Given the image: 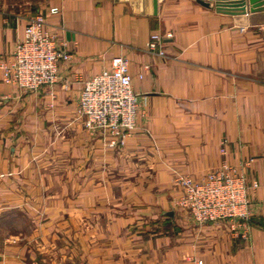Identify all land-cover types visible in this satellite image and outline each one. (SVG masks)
I'll use <instances>...</instances> for the list:
<instances>
[{
  "label": "crops",
  "instance_id": "1",
  "mask_svg": "<svg viewBox=\"0 0 264 264\" xmlns=\"http://www.w3.org/2000/svg\"><path fill=\"white\" fill-rule=\"evenodd\" d=\"M37 13L71 57L53 97L0 68V264H264V22L196 0H158L156 13L152 0H0V62ZM118 54L138 104L122 138L76 110ZM223 163L245 176L247 227L171 202L179 174L201 180Z\"/></svg>",
  "mask_w": 264,
  "mask_h": 264
},
{
  "label": "built area",
  "instance_id": "2",
  "mask_svg": "<svg viewBox=\"0 0 264 264\" xmlns=\"http://www.w3.org/2000/svg\"><path fill=\"white\" fill-rule=\"evenodd\" d=\"M57 12V6L49 8L50 14ZM160 41L159 33H153L149 48H158ZM11 56L0 62L6 82L27 90L48 87L53 97L59 63L69 59L71 53L59 42L47 16L37 13L27 19ZM137 105L129 58L118 54L112 58L110 67L84 81L76 110L83 117L87 129L122 138L135 128ZM177 179L181 188L171 202L187 209L196 221L232 220L233 228L239 225L247 227L250 223L248 186L244 174L233 165L223 163L201 180L188 173L179 174ZM253 186H258V182L254 181ZM196 264H204L203 258H199Z\"/></svg>",
  "mask_w": 264,
  "mask_h": 264
},
{
  "label": "water",
  "instance_id": "3",
  "mask_svg": "<svg viewBox=\"0 0 264 264\" xmlns=\"http://www.w3.org/2000/svg\"><path fill=\"white\" fill-rule=\"evenodd\" d=\"M199 3H201L204 6L207 7H214L216 11L222 12V13H230L235 16H245L246 18H249L250 23H260L264 22V13L262 9L259 6L264 4V1L261 0H248L250 4V13H247L246 9V0H214V5H211L210 0H196ZM157 5L158 0H152V7H153V13H156L157 11ZM261 10L260 14L262 15V18L260 21H253V17L256 11Z\"/></svg>",
  "mask_w": 264,
  "mask_h": 264
}]
</instances>
